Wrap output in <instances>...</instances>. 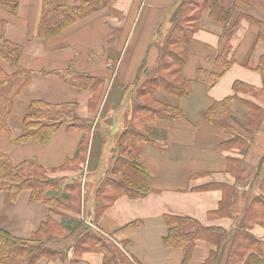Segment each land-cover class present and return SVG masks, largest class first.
I'll list each match as a JSON object with an SVG mask.
<instances>
[{
	"label": "crops",
	"instance_id": "obj_1",
	"mask_svg": "<svg viewBox=\"0 0 264 264\" xmlns=\"http://www.w3.org/2000/svg\"><path fill=\"white\" fill-rule=\"evenodd\" d=\"M15 1L16 13L0 5V38L22 46L21 65L29 76H22L15 87L9 130L1 138L0 153L8 155L16 167L28 160L38 161L50 180L60 182V189L49 198L64 207L31 203L30 191L22 192L16 201L3 192L0 228L18 239L31 240L49 219L60 223L68 217L85 221L138 264H183L184 251L167 248L164 238L177 218H187L225 234L219 245L197 240L189 264H206L211 256H216L214 264H227L234 249L247 245L235 244L245 223L250 225L243 229L245 234L257 243L244 260L252 255L264 261V225L246 220L253 201L264 197V81L258 72L264 58V0L252 5L238 1L239 10L228 28L236 23L240 11L250 18L242 19L231 38L209 10L202 13L199 30L187 46L183 69V77L191 83L190 96L162 89L154 95L158 103L178 108L182 117L145 118L135 127L148 138L137 151L138 163L150 176V192L141 199L118 197L98 220L94 215L97 186L109 176L110 163L117 156L116 141L130 128L134 110L145 105L138 91L157 73V61L166 51L181 0H106L55 39L39 37L44 0ZM86 1L55 0L69 10ZM227 63L231 66L224 71ZM71 67L104 80L97 101L92 91L73 87L60 77L58 73ZM204 71L222 76L210 85L198 78ZM228 100L227 126L210 122L208 111ZM35 101L76 105V116L91 123L84 161H73L63 169L75 159L84 136L82 131L69 130L71 124L62 127L47 145L14 143L28 133L24 120ZM77 181L82 187L80 213L66 209L72 200L66 189ZM226 187L233 193L223 215L219 209L226 200ZM68 246L66 242L50 246L68 252L65 262L44 258L37 264H104L103 254L88 252L77 258Z\"/></svg>",
	"mask_w": 264,
	"mask_h": 264
},
{
	"label": "trees",
	"instance_id": "obj_2",
	"mask_svg": "<svg viewBox=\"0 0 264 264\" xmlns=\"http://www.w3.org/2000/svg\"><path fill=\"white\" fill-rule=\"evenodd\" d=\"M106 0H88L80 7L69 10L66 7L56 5L55 0H44L39 37L55 39L64 31L73 26L77 20L92 15ZM238 1L249 5L259 3L261 0H181L175 16L174 26L167 40L165 53L157 61V73L145 81L138 91V97L145 101L144 106L136 107L131 117L130 128L123 132L116 141L115 152L117 156L110 163L108 177L99 181L95 192V214L98 220L105 211L111 207L116 199L128 196L131 199L144 198L150 192V176L138 163L137 148L147 143L145 135L137 132L135 128L145 118H159L162 120H174L182 117V112L175 107L158 103L154 99L155 93L162 89L172 95L187 97L191 94V83L183 77V69L187 60V46L192 42L194 34L199 30L202 13L209 10L211 17L226 26L225 34L231 38L244 18H250L248 13L240 11L235 24L228 28L235 13L239 10ZM0 5L12 13H16L18 3L15 0H0ZM23 48L4 37L0 38V141L4 133L9 130V105L15 94V87L22 76H29L21 65ZM2 62V63H1ZM10 68L11 72L6 70ZM231 63L225 64L224 71L229 69ZM258 72L264 81V58H262ZM60 77L69 85L78 89L92 91L96 94V101L103 90L104 80L86 76L79 73L74 67L62 73ZM222 74H208L199 72L198 78L210 85L215 84ZM29 82L27 79L26 84ZM25 84V85H26ZM230 101L214 105L206 114L210 122L227 126L224 122L229 114ZM76 105H52L42 101H35L31 106V112L24 120V126L28 130L25 136L14 139L16 145L36 142L39 145H47L53 136L65 125L69 130L83 132V140L80 143L74 160L68 161L63 169L68 168L73 161L81 163L86 158L89 147L92 125L90 122L79 119L76 116ZM81 182L77 181L67 187L68 196L72 198L68 211L80 213L82 210ZM264 191V179L261 185ZM60 189V182L50 180L47 171L36 160H28L19 166H14L10 157L0 153V194L7 192L12 201H16L24 191L31 192V203H43L50 207H64L55 198L49 195ZM226 200L221 204L219 212L224 215L229 196L233 193L230 187L225 188ZM227 212V211H226ZM228 214V213H227ZM246 220L251 224L264 225V197L256 198L250 206ZM176 226L171 228L164 238L167 248H179L184 251L183 264H189L194 254L196 241L207 239L216 245L224 241L225 234L220 230L207 229L196 221L187 218H177ZM245 222V221H244ZM249 224L242 223V229L235 236L236 246L245 245L234 249L229 255L227 264H264L250 255L251 246L257 243L244 230ZM60 242L69 244L73 248L74 255L78 258L84 253L98 252L104 255V264H138L136 260L129 258L125 252L113 241L106 238L85 221H77L64 217L57 223L49 219L42 224L40 230L31 240L18 239L0 228V264H37L41 259L50 261L61 260L65 262L67 251H56L50 246ZM250 244V245H249ZM216 256H211L206 264H214ZM245 261V262H244ZM70 264H78L71 261Z\"/></svg>",
	"mask_w": 264,
	"mask_h": 264
},
{
	"label": "rangeland",
	"instance_id": "obj_3",
	"mask_svg": "<svg viewBox=\"0 0 264 264\" xmlns=\"http://www.w3.org/2000/svg\"><path fill=\"white\" fill-rule=\"evenodd\" d=\"M2 63V62H1ZM6 67V66H5ZM6 68H8V67H6ZM85 182V181H84ZM87 206H85V212H86V214L89 216V211H90V209L89 208H86ZM89 207V206H88ZM94 215L96 216V214H95V209H94ZM84 216H85V219H86V215L84 214ZM94 219V218H93ZM91 222H93V220L91 221Z\"/></svg>",
	"mask_w": 264,
	"mask_h": 264
}]
</instances>
